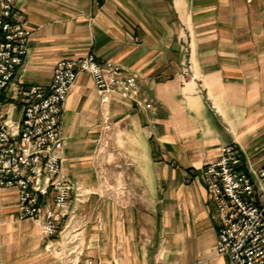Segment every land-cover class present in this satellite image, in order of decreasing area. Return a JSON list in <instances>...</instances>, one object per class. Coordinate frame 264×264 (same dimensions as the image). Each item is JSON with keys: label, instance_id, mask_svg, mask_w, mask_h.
<instances>
[{"label": "crops", "instance_id": "crops-1", "mask_svg": "<svg viewBox=\"0 0 264 264\" xmlns=\"http://www.w3.org/2000/svg\"><path fill=\"white\" fill-rule=\"evenodd\" d=\"M32 30L10 90L50 87L58 61L94 54L138 76L106 119L79 75L62 118V175L74 183L54 238L5 191L3 264H234L205 166L228 144L264 167V0H15ZM79 186V187H78ZM78 194H80L78 196Z\"/></svg>", "mask_w": 264, "mask_h": 264}, {"label": "built area", "instance_id": "built-area-1", "mask_svg": "<svg viewBox=\"0 0 264 264\" xmlns=\"http://www.w3.org/2000/svg\"><path fill=\"white\" fill-rule=\"evenodd\" d=\"M31 34L15 0H0V264L5 191H16L19 218L38 223L42 237L54 238L70 215L74 183L61 173V129L64 105L79 75L93 78L106 119L114 97L135 100L138 93L137 75L90 53L58 61L50 87L14 88L8 97ZM242 162L239 148L228 144L204 169L221 218L217 252L234 264H264V167L251 174L242 170ZM70 264L97 263L87 257Z\"/></svg>", "mask_w": 264, "mask_h": 264}]
</instances>
